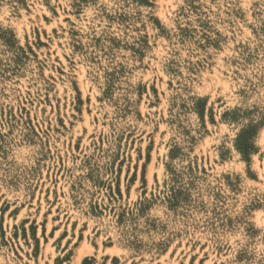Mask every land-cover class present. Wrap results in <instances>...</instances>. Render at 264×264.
Segmentation results:
<instances>
[{
  "label": "rangeland",
  "instance_id": "374dc122",
  "mask_svg": "<svg viewBox=\"0 0 264 264\" xmlns=\"http://www.w3.org/2000/svg\"><path fill=\"white\" fill-rule=\"evenodd\" d=\"M0 264H264V0H0Z\"/></svg>",
  "mask_w": 264,
  "mask_h": 264
}]
</instances>
